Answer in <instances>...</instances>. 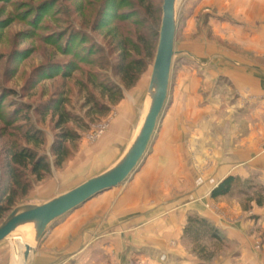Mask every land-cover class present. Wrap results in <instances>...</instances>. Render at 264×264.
<instances>
[{
    "label": "rangeland",
    "instance_id": "obj_1",
    "mask_svg": "<svg viewBox=\"0 0 264 264\" xmlns=\"http://www.w3.org/2000/svg\"><path fill=\"white\" fill-rule=\"evenodd\" d=\"M44 1L0 0V90L6 87L16 92V95L8 96V93H4L0 104V115L4 120L3 117L11 113V100L15 98H20L36 106L57 94L55 100L62 97L64 100L62 107L79 116L88 124V129L79 130L80 139L76 143H68L70 156L61 167H56L54 165L55 158L50 150L56 133L53 128L56 116L52 118L50 113L41 116L31 111L32 122L43 130V145L38 148L46 154L51 164V174L36 183L27 195L18 199L22 202L36 186L49 180L57 170H64L68 164L71 163L70 171L60 178L59 183L60 189L64 191L104 170L123 151L128 140L126 138L128 131L126 134L119 135L121 136L120 140L115 141L113 146L109 144L112 142V138L110 141L107 138L104 140V138L108 135L107 131L111 127V123L122 116V109L118 105L124 98L129 99L130 96L136 98L135 112L130 128L132 129L138 121L158 43L163 0H134L135 5L132 12L136 13L134 18L140 21L143 36L141 35L139 38L141 40L138 39L139 42L141 41L139 51L131 50L129 53L131 59L142 58L146 66L138 76L136 83L130 88H125L120 76L115 74L116 64L121 59L120 49L123 46L124 34H115L111 31V27L89 32L100 46V53L95 50L89 55V60L94 62L93 65L81 64L78 66V68L96 72V75H88L86 72H82V69L81 73L80 71L71 73L70 78L63 79L57 76L49 80L45 77L51 71L49 68L38 71L36 76L38 78L34 81L36 83H27L29 76L42 64L69 60L68 56L64 57L61 54L65 36L73 22L70 20L69 13L74 14L75 12L81 18L79 20L82 23L87 22L86 17L90 15L89 13L86 16V10L79 14L77 12L79 4L74 0ZM116 2L118 1L116 0ZM109 3L111 4L112 0ZM40 4L43 5L39 8ZM37 8L38 10L35 11ZM124 10H127V7L120 9V11ZM108 11H112V8L109 7ZM176 13L175 53L171 64L168 94L147 152L134 171L121 184L109 189L106 193L99 194L103 198L99 206L93 208V216L90 215L88 218L90 221L98 222L112 218L118 209L117 204L120 196L129 188L144 190L147 181L138 179V176H141L145 170L147 174L153 172V174L163 177H173L174 183L178 184L170 189L173 190V194L183 192L193 183H197V181L186 180V178L184 181L181 178L183 177L182 173L206 174L208 171L212 173L213 168L217 176L210 182L214 185L225 173L226 166L219 163L209 165L210 161L207 160L214 157L217 163L219 158L229 150L228 145L237 144L240 137L246 134L250 127L253 129V127L264 126V104L258 102L257 99L255 101L248 100L252 98L249 97L252 96L251 93L245 92L244 86H238V80L236 81L238 77L264 78V0H178ZM60 34H65V36L61 41L55 42L57 40L55 37H59ZM131 40L137 42L136 36H131ZM195 58L198 60L197 62ZM199 63L208 65L200 66ZM88 77L92 81H88ZM102 81H111L122 87V98L118 102L110 104L106 97L101 95L98 84ZM87 87L94 94L97 102L110 106L108 113L100 117L96 114L92 117L86 116ZM1 125L0 122V128ZM68 126L75 128L71 123ZM15 135L17 136L16 133ZM114 135L117 134L114 133ZM7 139L0 135V185L2 180H6L2 165L3 148L8 143ZM169 143L173 145L171 151H169ZM16 144L24 145L25 141L19 138ZM159 156L163 159H160ZM197 156L204 157L198 165L191 164V162L188 164L186 161L189 157L195 160L198 158ZM205 158L208 159L205 160ZM203 160L205 161L203 162ZM149 161L151 165L147 168ZM235 176L248 181L244 185L245 188H249L252 182L262 184L256 181L255 176L248 178ZM169 183L171 187V181ZM162 185L165 183L157 181L153 187L152 185L148 186V188H152L153 197L161 193L164 189L160 187ZM148 195H151V192H148ZM149 197L150 200H153V197ZM140 198L145 199L146 197L141 195ZM226 198L239 201L242 209L246 211L256 205L254 202L245 203V196L241 193H234ZM73 210L51 222L43 235L55 224L64 221ZM190 215L197 214L188 216ZM161 217L154 216L151 222L158 221L159 223ZM186 224L187 219L185 226ZM104 225L92 224V227L94 231L101 230L100 232H103ZM75 227L77 231L75 233H70L72 232L70 231L67 239L68 244L73 243V248L77 250L80 244L76 239H79L82 230L87 228V223L83 227L80 224ZM183 238V245L191 253H194L191 234H183ZM202 240L203 242L208 241L204 237ZM212 245L215 250L218 249L217 253L220 251L219 249L227 246L224 242H213ZM18 247H20L19 255L18 259H15L11 241L5 239L0 242V264H27V260L23 261L22 258L23 244L18 243ZM256 247H260V244ZM67 248L71 247L67 246ZM64 250L65 248L58 249V258L52 264H68L66 258L70 252L65 253ZM94 253L97 256L98 250L96 249ZM111 256L102 253V255H98V258L101 257L99 261L92 258V261H79V264H118L111 260ZM119 263L144 264L134 258L132 262Z\"/></svg>",
    "mask_w": 264,
    "mask_h": 264
},
{
    "label": "crops",
    "instance_id": "obj_2",
    "mask_svg": "<svg viewBox=\"0 0 264 264\" xmlns=\"http://www.w3.org/2000/svg\"><path fill=\"white\" fill-rule=\"evenodd\" d=\"M199 65L208 64L199 63ZM237 80L238 86H244L245 92L251 93L252 96L249 97L252 98L248 100L257 99L258 102L264 104V78L250 76L238 77ZM135 104L136 98L130 96L129 99L124 98L118 105L122 109V116L111 123L107 131L108 135L104 138L109 141L112 138V142L109 143L112 146L115 141L120 140L119 135L126 134L127 131L128 140L124 148L130 141L138 123L137 121L134 127L130 128ZM253 129L250 127V130L240 137L237 144L228 145L229 150L219 158L217 163L214 157L207 160L210 161L209 165L219 163L226 166L225 173L219 180L216 179L214 185L210 182L217 176L213 168L212 173L208 171L206 174L182 173L183 180L186 178V180L197 181V183H193L188 189L185 188L183 192L173 194V190L170 189L178 186L174 183L173 177H163L153 172L147 174L145 170L146 172L138 176V179L147 181L144 190H134L131 187L122 194L118 200V209L112 218L98 222L88 219L90 215L93 216V208H97L103 198L97 194L98 196L79 205L80 207L69 213L64 221L55 224L51 230L42 235L30 252L27 264H52L58 258V249L62 248H65V253L70 252L66 258L68 264H79V261L88 262L87 260L92 261V258L99 261L101 257L98 258V255L102 253L112 255L111 260L118 264L119 262H132L133 258L144 264H264V206L253 205L250 210L246 211L242 209L239 201L232 198H226V196L212 198L210 196L211 190L227 175H239L242 178L255 176L256 181L264 185V126L253 127ZM171 146L173 145L170 144L169 151L172 149ZM159 158L163 159L161 156ZM202 159L204 157L199 156L195 160L189 157L186 161L188 164L191 162V164L198 165ZM150 165L149 161L147 168ZM70 167L71 163L64 170H57L49 180L36 186L23 202H42L64 191L59 187L60 178L70 171ZM157 181L165 185L160 186L164 189L153 197L152 188L148 186L153 187ZM148 192H151V195H148ZM141 195L147 199L140 198ZM149 196L153 197V200H150ZM189 214H197L207 219L220 231L224 237V243L228 246L219 249L216 256L208 262L200 260L183 245L184 227ZM154 216H162L159 223L158 221L151 222ZM78 217L81 219H76ZM85 223H87V228L85 227L80 238L76 239L80 245L77 244L78 249L75 250L73 243L68 244V233L70 231H72L70 233H75L77 231L75 226L80 224L83 227ZM92 224H105V229L103 232L94 231ZM258 244L260 247L257 248ZM67 246L71 248L68 249ZM96 249L98 250L97 256L94 253Z\"/></svg>",
    "mask_w": 264,
    "mask_h": 264
},
{
    "label": "trees",
    "instance_id": "obj_3",
    "mask_svg": "<svg viewBox=\"0 0 264 264\" xmlns=\"http://www.w3.org/2000/svg\"><path fill=\"white\" fill-rule=\"evenodd\" d=\"M47 1L45 0L44 2ZM54 1L57 2V0ZM74 1L79 4L77 11L79 14L86 10V16L89 13L90 15L86 17L87 22L82 23L80 22L81 20H79L81 18L74 11V14L69 13L70 20L73 21L71 22L72 24L69 31L66 36L65 34H60L59 37H55L57 39L55 42H59V40L61 41L65 36L61 54L64 57L68 56L69 60L65 62L55 61L42 64L39 66L38 70H35V72L29 76L27 83H36L34 81L38 78L36 77L38 71L40 72L41 70H47L49 68L51 71L45 75L49 80L57 76L63 79L70 78V74H73L75 71H80L81 73L83 68H78V66L81 64L93 65L94 62L89 60V55L95 50L100 53V46L94 41L89 32L111 27V31L115 34H124V41L122 39L123 46L120 49L121 59L116 64L115 74L120 76L125 88L132 87L136 83L141 71L146 66L142 58L131 59L129 53L131 50L139 51L141 48V41H138L142 35L140 21L134 18L136 13L132 12L134 10L135 1L117 0L118 2H116V0H112L111 4L109 3L110 0ZM43 4H40L38 7H42ZM109 7L112 8V11H108ZM123 7H127V10L120 11ZM36 10H38V8L35 9V11ZM91 16L93 17L92 19ZM131 36H136L137 42L130 41ZM82 72H86L88 75H96V72H91L86 68H84ZM87 79L88 81H92L90 77ZM98 86L100 87L101 95L106 97L110 104L118 102L122 98V87L119 84L111 81H102L99 82ZM87 92L88 95L85 100L87 117H92L95 114L100 117L110 111L109 105L95 100L94 94H92L88 87ZM4 93H8L7 96L16 95V92L11 88H1L0 104L2 103V96L5 95ZM56 97L57 94L52 96L50 100H45L36 106L20 98H15L11 100V113L3 117L4 120L2 119V115H0V122L2 124L0 135L8 138V143H6L3 148L4 160L2 168L6 180H2L0 185V217L3 216L0 223L17 204L22 202L18 200L19 198L27 195L36 183L44 180L51 174V164L46 154L41 152L38 148L43 145V130L32 122V112L34 111L41 116L50 113L52 118L56 116L53 126L56 133L50 146L51 153L55 158L54 165L56 167H61L70 156V151L67 146L68 143H76L80 139L79 130L88 129V124L79 116L70 113L62 107L64 104L63 98L60 97L58 100H55ZM69 123L74 125L75 128L69 127ZM19 138L24 139V145L18 146L16 144ZM247 182L248 181H245V179L241 180L238 176L227 175L211 190L210 196L212 198H218L221 196H231L234 193H241L245 196V203L250 204L254 202L258 206H264V185L252 182L249 188H245L244 185ZM252 189H254V191H251ZM184 234H191L192 243H194L192 250L200 260L205 262L210 261L217 254L218 249L216 248L215 250V248H213L214 245H212V241L224 242V237L221 235L220 231L207 219L197 215L188 216ZM203 237L208 241L203 242Z\"/></svg>",
    "mask_w": 264,
    "mask_h": 264
},
{
    "label": "water",
    "instance_id": "obj_4",
    "mask_svg": "<svg viewBox=\"0 0 264 264\" xmlns=\"http://www.w3.org/2000/svg\"><path fill=\"white\" fill-rule=\"evenodd\" d=\"M177 2L178 0L162 1L158 43L141 115L130 141L119 157L99 173L45 201L17 204L0 223V242L8 239L15 248L18 243H22L23 261L28 259L51 222L93 196L121 184L146 153L168 94L171 64L175 53ZM26 226L29 227V235L22 233ZM13 253L16 256V253Z\"/></svg>",
    "mask_w": 264,
    "mask_h": 264
},
{
    "label": "bare ground",
    "instance_id": "obj_5",
    "mask_svg": "<svg viewBox=\"0 0 264 264\" xmlns=\"http://www.w3.org/2000/svg\"><path fill=\"white\" fill-rule=\"evenodd\" d=\"M146 152H147V151H146ZM144 155H145V154H144ZM143 157H144V156H143ZM99 194H100V193H99ZM95 196H96V195H95ZM93 197H94V196H93ZM90 199H91V198H90ZM87 201H88V200H87ZM85 202H86V201H85ZM85 202H84V203H85ZM28 229H29V227L26 226L25 228L22 229V233H23V234H26V235H29L30 232H29ZM11 246H12V250H13V252L16 253V256H14V258H15V259H18L19 248H20V247H16V248H15V247L12 245V243H11ZM13 254H14V253H13Z\"/></svg>",
    "mask_w": 264,
    "mask_h": 264
}]
</instances>
